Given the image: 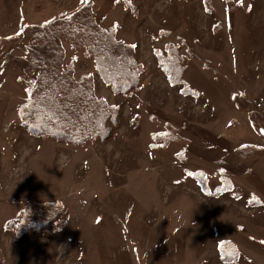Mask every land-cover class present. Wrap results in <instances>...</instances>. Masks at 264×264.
<instances>
[{"label":"rangeland","instance_id":"374dc122","mask_svg":"<svg viewBox=\"0 0 264 264\" xmlns=\"http://www.w3.org/2000/svg\"><path fill=\"white\" fill-rule=\"evenodd\" d=\"M87 1L0 0V264H264V0H91L134 47L140 84L112 94L88 44L63 39L73 79L93 76L119 125L84 146L29 135L31 29ZM172 47L178 84L158 63ZM199 172L208 191L223 177L232 189L205 195ZM31 204L65 209L67 225L21 238L9 224Z\"/></svg>","mask_w":264,"mask_h":264},{"label":"trees","instance_id":"16d2710c","mask_svg":"<svg viewBox=\"0 0 264 264\" xmlns=\"http://www.w3.org/2000/svg\"><path fill=\"white\" fill-rule=\"evenodd\" d=\"M63 39L88 44L96 74L109 86L112 94L128 96L140 84L142 66L135 59L134 47L117 38L114 26L104 27L97 21L89 0L67 18L31 29L28 54L31 58L26 66L31 71V84H27L26 100L18 108L23 129L29 135L74 146H84L92 139L106 142L119 125L120 109L96 96L93 76L73 79V68L64 60ZM158 56L159 66L170 81L182 83L183 66L175 48H170L166 56L160 53ZM184 90L187 92L186 88ZM253 126L259 129L255 124ZM206 175L194 174L205 195L218 197L232 189V183L223 177V182L214 191L209 189V193ZM31 205L26 210L24 223L19 226L9 224L21 238L31 232L44 237L67 225L69 215L65 209H42L37 204ZM220 248L222 260H235L236 255L232 256V253L236 252L227 244H221Z\"/></svg>","mask_w":264,"mask_h":264}]
</instances>
